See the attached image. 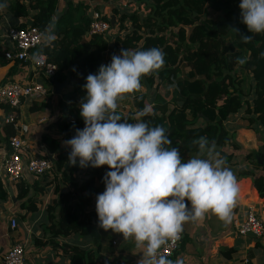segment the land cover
<instances>
[{"label":"trees","instance_id":"1","mask_svg":"<svg viewBox=\"0 0 264 264\" xmlns=\"http://www.w3.org/2000/svg\"><path fill=\"white\" fill-rule=\"evenodd\" d=\"M58 2L0 0V4H7L0 9V19L4 15L15 20L27 19L28 22L16 24L14 28L31 26L55 37L51 39L53 46L46 41L33 54H45L57 67L52 79H45L49 91L53 83L66 82L71 87L58 102L60 117L55 123L67 140L77 129L84 128L79 114L81 99L86 95L83 85L89 74L98 73L99 67L105 64L106 55L120 54L123 48L141 51L158 47L165 53L164 67L158 74L141 80L142 84L154 89L152 98L148 101L146 95L139 94L132 99L134 111L117 109L121 122L143 121L150 127L163 126L171 141L168 147L178 149L183 159L197 154L198 146L192 143L194 139L206 137L209 146L219 147L215 154L226 159V166L231 168L236 180L251 179L258 197L264 199V178L260 175L264 172V58L260 55L264 52V34L248 33L241 22L240 0H137L139 5H144L146 15L113 7L111 13L116 18L119 34L112 45L109 37H86L91 22L86 5L73 4L69 0L57 17ZM188 28L191 29L189 33ZM233 28H238L240 34L253 35V39L243 43L239 35L231 31ZM231 37L235 42L228 41ZM245 58V63L238 62ZM7 64L9 61L0 54V67ZM182 68L186 69L183 75ZM245 71L252 82L244 94L240 74ZM243 109L249 128L251 125L261 128L259 154L262 164L255 152L244 155L242 162H234L239 147L227 130L226 121ZM0 110L3 114L0 117V148L6 147L10 153L8 144L17 134L18 112L6 106H0ZM12 114L14 123L5 122ZM68 156L67 153L57 156L58 168L63 173L72 168ZM18 183L17 200H22L29 191L22 182ZM92 196L82 197L74 208L88 206ZM6 197L7 192L0 185V199ZM29 204H32L31 199ZM31 206V210L36 211L34 205ZM55 207L53 202L47 210ZM232 252L231 249L222 250L221 256L230 258ZM78 255L81 253L76 252L72 263Z\"/></svg>","mask_w":264,"mask_h":264},{"label":"clouds","instance_id":"2","mask_svg":"<svg viewBox=\"0 0 264 264\" xmlns=\"http://www.w3.org/2000/svg\"><path fill=\"white\" fill-rule=\"evenodd\" d=\"M7 4H0V9ZM241 22L250 34H264V0H240ZM243 43L253 35L239 33ZM50 33L45 40L54 39ZM261 57L264 58V52ZM158 47L134 51L121 49L111 63L89 74L79 108L84 128L64 141L71 151V166H107L105 190L96 197L98 226L122 234L142 250L139 264H183L161 253L162 247L180 238L189 221L215 215L225 226L231 223L239 192L227 161L214 153L206 137L194 139L195 156L185 161L163 126L121 122L118 101L142 88V77L156 75L165 64ZM239 63L246 62L239 59ZM190 204V206H189Z\"/></svg>","mask_w":264,"mask_h":264},{"label":"crops","instance_id":"3","mask_svg":"<svg viewBox=\"0 0 264 264\" xmlns=\"http://www.w3.org/2000/svg\"><path fill=\"white\" fill-rule=\"evenodd\" d=\"M68 1L59 0L57 17L64 11ZM70 1L73 4L82 3L110 17L112 6L116 5L115 0ZM119 2L118 9L126 6L125 0ZM114 20L116 29V18ZM25 22L28 20L10 19L4 15L0 19V45H7L5 33L9 27ZM33 71L34 67L30 63H9L1 66L0 85L5 82L30 83L34 79ZM37 80L45 84L44 79H36L35 82ZM47 90L49 95L46 98L24 100L15 111L18 112L17 124L23 131L21 137L29 146L30 155L45 157L53 165L52 171L44 178L36 179L26 171L23 172L19 181L29 193L22 200H17L18 181L10 182L2 171V162L7 151L6 147L0 148V185L7 192L6 199H0V264L4 254L19 242L24 245L23 264H139L142 250L135 246L134 240H124L122 234L113 233L111 230L105 232L98 226L96 197L105 190L103 178L107 166L80 168L77 164L65 173L58 168L57 156L64 153L69 155L71 151L64 144L67 140L64 132L55 125L60 117L58 102L71 87L63 84L58 92H55L54 86L50 91L48 88ZM130 105L134 108L132 100ZM118 109L132 110L122 106H118ZM2 116L0 110V117ZM246 118L243 109L226 121L227 130L239 147V151L235 153V163L242 162L243 156L250 152H255V157L259 155L261 128L256 125L249 128ZM212 148L214 153L219 150L216 146ZM195 155L193 153L184 159L186 161ZM260 175L264 178V172ZM237 183L239 192L231 223L225 226L213 214H208L203 221L185 223L179 251L170 260L180 259L183 264H264V235L262 238H255L237 233V225L242 223L251 209L264 225V199L258 197L251 179H241ZM45 185L47 186L43 188V192H39ZM89 194H93L90 204L75 209V204ZM30 199L32 204H29ZM60 200H64L67 206ZM53 202L56 207L47 210ZM31 205H34L36 211L31 210ZM13 217L18 223L16 230H11L9 226ZM227 249L233 250L230 258L221 256V251ZM76 252L81 255L72 263ZM224 254L226 256L227 253Z\"/></svg>","mask_w":264,"mask_h":264},{"label":"built area","instance_id":"4","mask_svg":"<svg viewBox=\"0 0 264 264\" xmlns=\"http://www.w3.org/2000/svg\"><path fill=\"white\" fill-rule=\"evenodd\" d=\"M84 1V0H81ZM129 8L135 11H144V5H137V0H130ZM125 6V4H124ZM126 7V6H125ZM120 8V7H119ZM121 9V8H120ZM87 14L91 19L87 37L101 36L109 37L112 32L110 24V16L102 14L94 8L89 7ZM7 45H0V54L9 63H30L34 67L33 81L27 84L19 82H5L0 85V106H6L16 111L21 107L22 101L29 99H44L49 95L47 87L36 79H52L56 74L57 67L54 63L49 62L46 55L43 53L33 54L34 50L45 44V33L37 28L26 26L18 29L9 27L6 31ZM5 45V44H4ZM15 116L10 115L5 122L14 123ZM17 134L9 141L10 153H5L2 162V169L5 176L10 182H17L22 179L23 172L30 174L34 178H42L50 173L53 165L45 157H34L29 153V146L26 145L21 137L23 132L15 123ZM10 229L16 230L18 223L13 217L10 219ZM237 233L240 236L252 235L255 238H262L264 235V225L251 209L248 211L242 223L237 225ZM183 239V233L180 238L174 243L169 242L168 245L160 250L168 259L179 251L180 243ZM24 262V245L22 243L14 244L3 256L2 264H23Z\"/></svg>","mask_w":264,"mask_h":264},{"label":"rangeland","instance_id":"5","mask_svg":"<svg viewBox=\"0 0 264 264\" xmlns=\"http://www.w3.org/2000/svg\"><path fill=\"white\" fill-rule=\"evenodd\" d=\"M120 3L121 2H119V0H115V4L116 5H113L112 7H117L118 5H120ZM131 3V1L130 0H125V4H126V7H124V8H122L121 9V11H127V12H129V13H134V12H136V13H141V14H143V15H146L148 12L146 11V12H141V11H139V8H137L135 11H132V8H129V4ZM137 5H139L138 3H137ZM190 28H188L187 29V32L189 33L190 32ZM117 34H119V32H118V28H116V29H114V28H112V33L109 35V40H110V45H112V43H113V41H114V38H115V36L117 35ZM121 35V34H120ZM167 37V36H166ZM167 39H169V41L171 42L172 41V39H170V38H167ZM228 41H230V42H235L234 41V39L231 37L230 38V40H228ZM116 55H119L118 53H115ZM110 55L111 54H107L106 55V62H105V64L104 65H106V64H108L109 63V61H110ZM112 56V55H111ZM187 69H189L188 67H187ZM185 71H186V69H184V68H182V70H181V75H183L184 73H185ZM240 76H241V78H243V81H244V88H243V90H244V93H247L249 90H248V86H249V84L252 82V80H251V78H250V75H249V73L248 72H241V74H240ZM45 86H46V84H44ZM143 86H142V88L139 90V91H137V92H134V93H131V94H125L121 99V102L120 103H118V106H122V107H124V108H130V109H132V111H134V108H133V106L132 105H130V100H132V97H134V96H136V95H139V94H144V95H146V97H147V100L149 101V100H151V98H152V95H153V93H154V89L151 87V86H148L147 84H142ZM3 171V170H2Z\"/></svg>","mask_w":264,"mask_h":264},{"label":"water","instance_id":"6","mask_svg":"<svg viewBox=\"0 0 264 264\" xmlns=\"http://www.w3.org/2000/svg\"><path fill=\"white\" fill-rule=\"evenodd\" d=\"M57 16H58V14H57ZM114 19H115V17L112 15V16L110 17V24H111L112 26L114 25V22H115ZM86 36H87V34H86ZM47 42H48V43H52V42H51V39L47 40ZM63 84H66V83H61V84H59V83H53V86H54V88H55V92H58V90L63 86ZM121 100H122V99H120V100L118 101V103H120ZM216 148L219 149V147H216ZM49 159H50V158H49ZM256 159L258 160V162H259L260 164L263 163V161L260 159V154L256 156ZM51 163H52V162H51ZM250 236H252V235H250Z\"/></svg>","mask_w":264,"mask_h":264}]
</instances>
